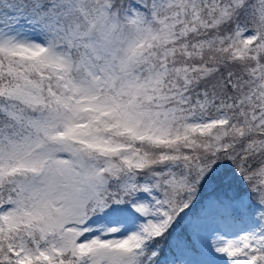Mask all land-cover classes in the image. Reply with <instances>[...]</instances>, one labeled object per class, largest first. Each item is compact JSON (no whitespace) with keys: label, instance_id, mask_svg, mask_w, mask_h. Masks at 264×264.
Segmentation results:
<instances>
[{"label":"snow or ice","instance_id":"6c2138e0","mask_svg":"<svg viewBox=\"0 0 264 264\" xmlns=\"http://www.w3.org/2000/svg\"><path fill=\"white\" fill-rule=\"evenodd\" d=\"M0 264H264V0H0Z\"/></svg>","mask_w":264,"mask_h":264}]
</instances>
